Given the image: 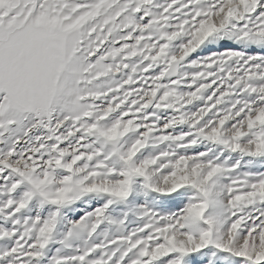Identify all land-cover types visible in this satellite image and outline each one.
<instances>
[{"label":"snow or ice","instance_id":"obj_1","mask_svg":"<svg viewBox=\"0 0 264 264\" xmlns=\"http://www.w3.org/2000/svg\"><path fill=\"white\" fill-rule=\"evenodd\" d=\"M0 264H264V0H0Z\"/></svg>","mask_w":264,"mask_h":264}]
</instances>
